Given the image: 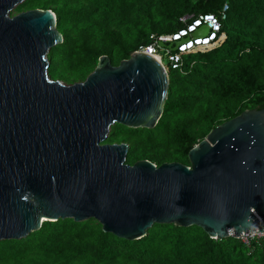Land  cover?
<instances>
[{"label":"water","instance_id":"1","mask_svg":"<svg viewBox=\"0 0 264 264\" xmlns=\"http://www.w3.org/2000/svg\"><path fill=\"white\" fill-rule=\"evenodd\" d=\"M24 0H0V242L43 222L95 220L139 240L155 224L238 239L264 223V109L223 122L188 152L189 165L126 163L127 144H103L115 124L152 129L168 75L144 53L113 66L102 56L81 83L50 80L62 43L50 10L9 17ZM198 30L195 36H204Z\"/></svg>","mask_w":264,"mask_h":264},{"label":"trees","instance_id":"2","mask_svg":"<svg viewBox=\"0 0 264 264\" xmlns=\"http://www.w3.org/2000/svg\"><path fill=\"white\" fill-rule=\"evenodd\" d=\"M59 1L63 0H47L43 5H58ZM68 2L84 3L68 8ZM39 3L42 0L25 2ZM225 4V40L215 49L184 56L180 69L167 71L168 94L154 128L121 125L113 127L106 139L113 142L117 129L128 132L120 143L128 145L129 164L147 160L156 166L168 162L189 165L188 152L215 127L246 110L264 109V0H65L52 10L62 43L49 51L48 76L52 79L53 70L63 59H69L68 68L83 80L94 71L100 57L107 56L116 66L146 45L150 34L175 32L182 26L181 17L218 14ZM142 7L150 15L149 25L132 42H126L123 33L111 24L116 22L115 17L126 22ZM96 16L101 24L98 44L83 35L84 43L79 45L64 30L68 23L76 27L92 22ZM155 16L165 24H159ZM57 81L71 82L66 76ZM194 106L199 107L196 116L182 117L170 127L175 116L189 113ZM161 145L174 148L159 153ZM119 259L132 264H264V236L244 243L233 237L210 239L195 226L155 224L145 237L127 241L102 232L95 220L77 223L65 219L43 222L39 230L21 240L0 242L1 264H117Z\"/></svg>","mask_w":264,"mask_h":264},{"label":"built area","instance_id":"3","mask_svg":"<svg viewBox=\"0 0 264 264\" xmlns=\"http://www.w3.org/2000/svg\"><path fill=\"white\" fill-rule=\"evenodd\" d=\"M228 6L225 4L218 14L185 15L180 18L182 26L169 34H150L148 43L140 46L134 52L144 53L157 60L164 70H178L183 63V57L197 52H206L219 47L226 38L222 31V23L227 19ZM198 30L205 31L204 36H195ZM161 52L163 54H161ZM166 58V65L163 62ZM263 229H256L249 234H243L238 239L248 243L249 239L264 236V223H259Z\"/></svg>","mask_w":264,"mask_h":264},{"label":"rangeland","instance_id":"4","mask_svg":"<svg viewBox=\"0 0 264 264\" xmlns=\"http://www.w3.org/2000/svg\"><path fill=\"white\" fill-rule=\"evenodd\" d=\"M44 1L46 2L47 0H42V3L34 4V5H28V4L24 3V4L20 5L16 9V11L11 14V16H15L19 13L26 12L28 10H35V9H37V10H50L52 12V10L59 7L61 4L63 5L65 2V0H63V1H59L58 5L50 4L47 7H45L43 5ZM48 1H50V0H48ZM81 3H84V2H81ZM80 4L68 2L67 7L68 8L69 7L77 8V7H79ZM45 8H47V9H45ZM152 15H155L154 11H152ZM115 18H116L115 19L116 22L114 24H111V28H114L118 31H121L123 33V36H124L126 42H132L135 39V37L138 35V33L144 29L143 27L148 26L149 22H150V15H149V13L146 12L145 8H143L141 12H139V11L135 12L124 23L121 21L123 19H120L117 17H115ZM154 18L156 21H158L159 24H161V25L165 24V21L161 20L160 17L155 16ZM100 25L101 24L99 23V18H98V16H96L92 22L86 23V24H85V22H81V23H78V25L76 27H74L72 24L68 23L66 25V27L64 28V30H66L69 33V35H71L72 38L77 41V44H79V45L84 43V40L82 38L83 35H85L86 37L89 38L90 43L98 44V42L100 41V34H101L100 33ZM161 54H163V53L161 52ZM48 57L49 56H47V58ZM48 62H49V66H50L51 62L49 59H48ZM68 62H69V59H65V60L63 59L62 62L59 63L57 69L53 70L52 79L48 76L49 79L53 80V81H57V78H59L60 76H66L67 78L70 79L71 82H70V84H66V83H62V84L68 86V85H72L75 83L83 82L86 79V77L90 74V73L87 74V76L85 78H83V80H81L80 77L75 76V72L72 69L68 68V66H69ZM163 62L166 65V58L165 57H163ZM48 69H49V67H48ZM48 69H47V75H48ZM198 108H199L198 106H194L193 109L189 113H187V114L181 113V114H178L177 116H175L174 119L170 123V127L173 128L175 126L176 121L178 119H182V117H194V116H196V114L198 112ZM119 126L121 127V125H119V124L113 125V127H116V128H118ZM122 127L124 128V126H122ZM200 127L203 128V126H200ZM123 128L120 130L117 129L118 135H117V138L113 142L108 143L107 141H105L103 144H123V143H120V141L125 139L128 136V132H126V130ZM110 133H111V131H110ZM110 133L107 136V138L110 136ZM141 137H142V135L138 136V138H141ZM173 148H174L173 146L161 145L157 150L159 153H163L166 150L172 151ZM134 163L135 162H133V164ZM168 163H171V162H168ZM127 164L132 165L129 163H127ZM162 249L167 250L168 248L166 246H164V247L162 246ZM117 264H132V263L128 262L124 259H119V263H117Z\"/></svg>","mask_w":264,"mask_h":264},{"label":"flooded vegetation","instance_id":"5","mask_svg":"<svg viewBox=\"0 0 264 264\" xmlns=\"http://www.w3.org/2000/svg\"><path fill=\"white\" fill-rule=\"evenodd\" d=\"M25 2H26V0H24L21 4L16 5V6H15V9H14L13 12H15L16 9H17L20 5L24 4ZM28 11H30V10H28ZM13 12H11V13L9 14V17H10V18L13 17V16H11V14H12ZM26 12H27V11H26ZM22 13H23V12H22ZM19 14H20V13H19Z\"/></svg>","mask_w":264,"mask_h":264},{"label":"clouds","instance_id":"6","mask_svg":"<svg viewBox=\"0 0 264 264\" xmlns=\"http://www.w3.org/2000/svg\"><path fill=\"white\" fill-rule=\"evenodd\" d=\"M182 18V17H181Z\"/></svg>","mask_w":264,"mask_h":264}]
</instances>
